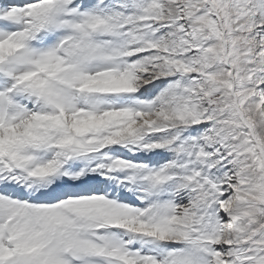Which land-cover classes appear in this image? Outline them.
Wrapping results in <instances>:
<instances>
[{"label":"snow or ice","instance_id":"6c2138e0","mask_svg":"<svg viewBox=\"0 0 264 264\" xmlns=\"http://www.w3.org/2000/svg\"><path fill=\"white\" fill-rule=\"evenodd\" d=\"M0 264H264V0H0Z\"/></svg>","mask_w":264,"mask_h":264}]
</instances>
